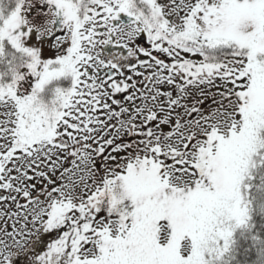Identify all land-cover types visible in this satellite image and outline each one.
<instances>
[{
  "label": "snow or ice",
  "instance_id": "snow-or-ice-1",
  "mask_svg": "<svg viewBox=\"0 0 264 264\" xmlns=\"http://www.w3.org/2000/svg\"><path fill=\"white\" fill-rule=\"evenodd\" d=\"M0 264H264V0H0Z\"/></svg>",
  "mask_w": 264,
  "mask_h": 264
}]
</instances>
